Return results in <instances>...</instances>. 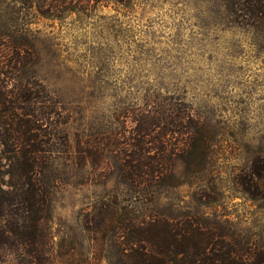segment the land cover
<instances>
[{
    "label": "rangeland",
    "instance_id": "374dc122",
    "mask_svg": "<svg viewBox=\"0 0 264 264\" xmlns=\"http://www.w3.org/2000/svg\"><path fill=\"white\" fill-rule=\"evenodd\" d=\"M0 33L4 51L27 48L29 77L67 114L65 147L53 142L43 173L49 264H61L58 251L90 257L85 227L110 201L138 215L196 217L245 251L264 247V202L236 183L264 156V23H233L219 0H0ZM155 96L189 107L206 153L172 155L160 182L137 185L122 153ZM92 147L98 157L77 158ZM0 264H13L12 253Z\"/></svg>",
    "mask_w": 264,
    "mask_h": 264
},
{
    "label": "trees",
    "instance_id": "16d2710c",
    "mask_svg": "<svg viewBox=\"0 0 264 264\" xmlns=\"http://www.w3.org/2000/svg\"><path fill=\"white\" fill-rule=\"evenodd\" d=\"M219 2L233 23H264V0ZM4 36L0 33V260L7 250L13 264H49L54 249L42 222L49 197L43 173L53 142L65 147L59 126L67 114L56 96L29 77L27 48L4 51ZM151 108L133 119L132 143L122 153L126 178L137 185L160 182L172 155H204L207 148L206 129L188 106L155 96ZM92 148L78 151L77 158L98 157L99 147ZM236 183L249 198L264 202V156L253 155ZM85 229L90 257L58 251L61 264H264V247L245 251L221 228L192 216L138 215L110 201L93 207Z\"/></svg>",
    "mask_w": 264,
    "mask_h": 264
}]
</instances>
